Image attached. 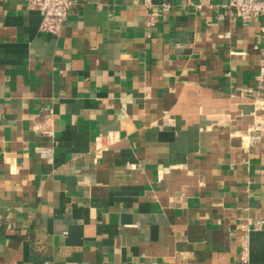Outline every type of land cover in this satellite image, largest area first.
Wrapping results in <instances>:
<instances>
[{"label":"crops","instance_id":"crops-1","mask_svg":"<svg viewBox=\"0 0 264 264\" xmlns=\"http://www.w3.org/2000/svg\"><path fill=\"white\" fill-rule=\"evenodd\" d=\"M161 1L0 0V264H264L262 18Z\"/></svg>","mask_w":264,"mask_h":264},{"label":"built area","instance_id":"built-area-1","mask_svg":"<svg viewBox=\"0 0 264 264\" xmlns=\"http://www.w3.org/2000/svg\"><path fill=\"white\" fill-rule=\"evenodd\" d=\"M27 4L38 10L41 15L39 27L50 34L57 35L65 23L69 10L77 3V0H26ZM229 10V13L237 18L241 24L246 25L252 20L260 17L262 23L257 41L253 44V49L260 52L257 81L264 79V0H225L219 4ZM200 7L201 4L196 5ZM172 3L167 0L160 2L161 11H168ZM159 12L152 11L149 13L148 24H154L157 21ZM262 223L261 219L254 222V228H259ZM246 232L247 227L243 228ZM246 244L243 249L242 259L246 260Z\"/></svg>","mask_w":264,"mask_h":264}]
</instances>
